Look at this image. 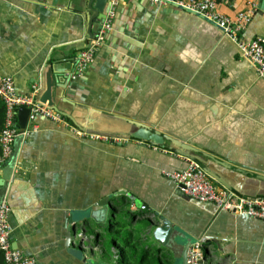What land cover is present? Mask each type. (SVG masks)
Instances as JSON below:
<instances>
[{
	"label": "crops",
	"instance_id": "crops-1",
	"mask_svg": "<svg viewBox=\"0 0 264 264\" xmlns=\"http://www.w3.org/2000/svg\"><path fill=\"white\" fill-rule=\"evenodd\" d=\"M86 1L0 0V72L19 92L36 87V98L49 74L54 102L71 116L63 115L66 124L29 120L4 195L12 244L38 264H104L93 239L101 231L99 241L108 240L111 206L122 204L116 210L122 221L140 210L155 220V212L205 238L202 264H264V220L185 195L162 170L184 167L187 157L168 141L132 136L124 122L143 121L186 138L214 170L238 182L242 194L259 195L258 182L236 170H264V78L255 64L199 14L173 4L116 0L110 30L87 70L75 76V56L91 42ZM256 4L217 0V10L233 20L249 11L239 32L250 39L264 36V13ZM70 215L75 221L68 228ZM153 226L134 235L174 264L179 233L171 236L173 252L153 238Z\"/></svg>",
	"mask_w": 264,
	"mask_h": 264
},
{
	"label": "built area",
	"instance_id": "built-area-1",
	"mask_svg": "<svg viewBox=\"0 0 264 264\" xmlns=\"http://www.w3.org/2000/svg\"><path fill=\"white\" fill-rule=\"evenodd\" d=\"M152 3L173 4L184 10L195 12L217 25L223 33L234 40L243 55L255 64L259 76L264 78V36L257 35L250 39L241 36L240 30L249 21L250 12L240 11L235 20L217 10V0H149ZM116 0H111L110 7L101 20L95 36L88 45L80 48L75 56L74 75H82L93 61L95 49L101 44L103 36L112 26ZM36 87L29 92H19L10 75L0 72V97L5 106L4 126L0 130V164L12 150L15 137L19 134L17 109L20 106L30 108L29 120L37 116L50 118L53 121L67 123L63 114L54 108L41 103L34 95ZM75 131L79 133L78 129ZM26 133L23 130L22 140ZM89 137H103L106 140L123 141L119 136L87 133ZM163 174L181 184L183 193L200 201H209L221 210L244 213L264 220V195L245 196L236 194L230 188L217 183L196 160L187 158L182 168L163 169ZM10 207L5 200L0 202V250L5 264H38L33 255L25 253L12 244L11 224L8 218ZM204 249L199 241L191 243L186 251V264H202Z\"/></svg>",
	"mask_w": 264,
	"mask_h": 264
},
{
	"label": "water",
	"instance_id": "water-1",
	"mask_svg": "<svg viewBox=\"0 0 264 264\" xmlns=\"http://www.w3.org/2000/svg\"><path fill=\"white\" fill-rule=\"evenodd\" d=\"M111 0H87L86 1V7L89 10V14L87 18V36L88 38L93 37L94 31L97 30L95 28L93 21L99 20L98 26L106 14L107 10L110 7ZM257 8L264 13V0H257L256 4ZM192 12V11H191ZM195 13V12H194ZM197 14V13H196ZM201 16V15H200ZM54 79H51V76L49 74L46 75L45 77V84L44 88L40 94V96L37 98L41 103L46 104L55 110L61 112L63 115H68L64 110L60 109L57 104L53 100V86H54ZM29 113H30V108L28 106H20L17 109V124L19 126V134L15 137L13 145H12V150L8 157L0 164V202L4 200V195L8 186V182L12 176L13 172V167L16 162L18 150L22 141L23 137V130L26 129L28 123H29ZM71 117V116H70ZM132 126V129L129 131V133L140 139H145L149 140L150 143L154 144H163L164 141H168L170 143H173L178 147H172L179 153L183 154L185 157L196 160L200 163L201 167L219 184L230 188L232 191H234L236 194L239 195H245L242 194L241 188L239 187L238 182H231L228 180L226 177L222 175L221 172L216 171L211 167L213 166L204 156L201 154L194 153V149H190L188 144L184 141L186 138L178 137V136H171L169 135L168 132L165 131H160L158 129H153L149 127L145 122L139 121V120H134V119H129L127 121H124ZM190 141V140H189ZM238 172H241L244 177L248 178H253L258 182L259 188H258V193L259 195H264V170H259V169H252L253 171L246 170L245 168H236ZM174 182V181H173ZM175 183V182H174ZM175 186L179 189L181 184H176ZM247 191L253 192V190L248 189ZM125 189H119L117 190V193H125ZM186 195V194H185ZM245 196H250L252 195L247 194ZM108 196L106 198V201L103 200V202H107ZM103 202L100 201L101 204ZM104 205V204H103ZM106 205V204H105ZM104 205V206H105ZM154 216L156 219L151 220L150 226L154 225L152 228V236L153 238L158 241L161 245L167 248H169L171 251L174 252V247L171 242V236L173 232H178V238H174L180 245L181 250L180 252L174 256V264H186V251L188 246L195 242L199 241L204 249V241L205 238L199 237V236H194L191 233L186 232L176 224H174L173 220L169 218L167 215L164 214H157L153 212ZM68 228L71 226V224L74 223L75 219L72 218L70 215L68 218ZM70 233H67V238L70 239ZM176 242V244H177Z\"/></svg>",
	"mask_w": 264,
	"mask_h": 264
},
{
	"label": "trees",
	"instance_id": "trees-1",
	"mask_svg": "<svg viewBox=\"0 0 264 264\" xmlns=\"http://www.w3.org/2000/svg\"><path fill=\"white\" fill-rule=\"evenodd\" d=\"M5 106L0 97V130L4 126ZM1 152V146H0ZM122 204H113L110 209L111 233L105 242L99 241L98 236L101 231L95 233L93 243L100 244L102 247V256L105 258L104 264H165L168 256L162 253L159 248H152L149 243H145L144 236L134 235L139 231L144 232L151 224V218L148 219L144 213L145 210L133 211L131 216L122 221L116 210ZM135 216L137 221L133 222ZM136 223V224H135ZM127 227V230L123 228ZM100 240L104 238L100 237ZM114 258L115 262H110ZM107 262V263H106ZM0 264L4 263L2 251L0 250Z\"/></svg>",
	"mask_w": 264,
	"mask_h": 264
}]
</instances>
